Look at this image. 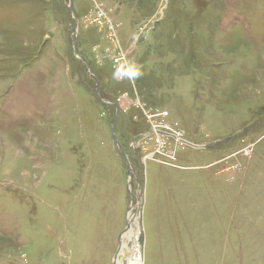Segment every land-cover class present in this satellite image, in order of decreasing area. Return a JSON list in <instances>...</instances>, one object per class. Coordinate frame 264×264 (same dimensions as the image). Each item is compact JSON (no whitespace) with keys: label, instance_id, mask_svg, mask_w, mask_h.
<instances>
[{"label":"rangeland","instance_id":"374dc122","mask_svg":"<svg viewBox=\"0 0 264 264\" xmlns=\"http://www.w3.org/2000/svg\"><path fill=\"white\" fill-rule=\"evenodd\" d=\"M72 1L0 0V264H264V0Z\"/></svg>","mask_w":264,"mask_h":264},{"label":"water","instance_id":"95a60500","mask_svg":"<svg viewBox=\"0 0 264 264\" xmlns=\"http://www.w3.org/2000/svg\"><path fill=\"white\" fill-rule=\"evenodd\" d=\"M73 6H74L73 1L70 0V11H71V14H72V16H71V18H72V20H71V21H72V22H71V26H72V29H73V33H72V34H73V41H72V44H73V46H74L75 43H76V41H77V34H78V32H77V30H76L75 27H74V21H73V20H74V18H73V10H74V7H73ZM74 51H75V49H74ZM79 57H80L81 60L84 62V64L87 66V68L90 70V72L93 73V71H92V69H91L89 63H88L83 57H81L80 55H79ZM98 87H99L98 94L100 95V88H101V85L99 84ZM102 102H104V101H102ZM104 103H105V102H104ZM108 105H110L111 107H114V108L116 109V116H115V122H114L113 129H112V134H113V141H114L116 144L119 145L117 139L115 138V127H116L117 118H118V116H119V114H120L121 109H120V107L118 106L117 103H111V102H108ZM119 148H120V151H121L122 154H123V151H122L120 145H119ZM123 157H124V159H125V161H126V163H127V166H128V176H129V178H130V177H131V170H132V167H131V164H130V162H129L128 157H127L125 154H123Z\"/></svg>","mask_w":264,"mask_h":264},{"label":"clouds","instance_id":"9594fccd","mask_svg":"<svg viewBox=\"0 0 264 264\" xmlns=\"http://www.w3.org/2000/svg\"><path fill=\"white\" fill-rule=\"evenodd\" d=\"M142 75L138 66L134 63L125 61L115 67L113 71L114 79H129L134 80Z\"/></svg>","mask_w":264,"mask_h":264},{"label":"bare ground","instance_id":"6f19581e","mask_svg":"<svg viewBox=\"0 0 264 264\" xmlns=\"http://www.w3.org/2000/svg\"><path fill=\"white\" fill-rule=\"evenodd\" d=\"M131 232H133V231L131 230ZM131 232H130V234H131L130 236L132 237V234L133 233H131ZM131 242H132V248L130 250L133 251V252L129 255V257H130V259H128V262L129 263H131L137 257V255L139 254L138 253V250H139V240H138V237L134 236ZM119 259H120V254L118 256V259H117L116 264H119ZM126 264H127V262H126Z\"/></svg>","mask_w":264,"mask_h":264}]
</instances>
